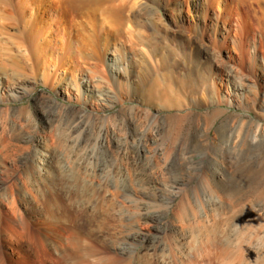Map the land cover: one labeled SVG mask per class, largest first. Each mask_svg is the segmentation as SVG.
Segmentation results:
<instances>
[{"label": "rangeland", "instance_id": "obj_1", "mask_svg": "<svg viewBox=\"0 0 264 264\" xmlns=\"http://www.w3.org/2000/svg\"><path fill=\"white\" fill-rule=\"evenodd\" d=\"M3 141L104 264H264V0H0Z\"/></svg>", "mask_w": 264, "mask_h": 264}, {"label": "bare ground", "instance_id": "obj_2", "mask_svg": "<svg viewBox=\"0 0 264 264\" xmlns=\"http://www.w3.org/2000/svg\"><path fill=\"white\" fill-rule=\"evenodd\" d=\"M2 144L0 152L7 155L9 142ZM10 144L14 146L15 143ZM36 157L40 159V156ZM43 162L47 160L43 159ZM24 168L23 176L18 179L20 183L13 181L3 192L5 202L0 203V264H22L25 261L30 264H104L100 209L93 214L84 210L70 212L73 203L66 201L57 191L55 182L48 177L50 174L44 178L40 162L38 170L29 162ZM42 180L44 186L39 183ZM27 194L41 206L40 217L23 209L21 201L27 200Z\"/></svg>", "mask_w": 264, "mask_h": 264}]
</instances>
